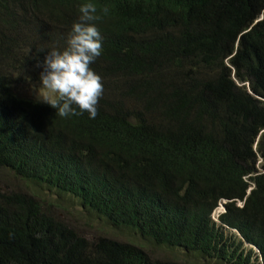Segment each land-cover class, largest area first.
I'll use <instances>...</instances> for the list:
<instances>
[{
    "label": "trees",
    "instance_id": "trees-1",
    "mask_svg": "<svg viewBox=\"0 0 264 264\" xmlns=\"http://www.w3.org/2000/svg\"><path fill=\"white\" fill-rule=\"evenodd\" d=\"M81 2L0 0V169L185 259L91 241L0 192V264H264V0H94L108 9L95 119L14 90L65 46Z\"/></svg>",
    "mask_w": 264,
    "mask_h": 264
},
{
    "label": "clouds",
    "instance_id": "clouds-1",
    "mask_svg": "<svg viewBox=\"0 0 264 264\" xmlns=\"http://www.w3.org/2000/svg\"><path fill=\"white\" fill-rule=\"evenodd\" d=\"M100 11L107 13L108 9ZM100 11L94 0H83L65 46L51 48L42 61L37 60L36 67L41 69L39 100L54 108L59 117L87 112L90 119H95L98 115L97 105L104 94V84L92 64L103 53V36L97 26ZM225 211L224 208L220 215Z\"/></svg>",
    "mask_w": 264,
    "mask_h": 264
},
{
    "label": "rangeland",
    "instance_id": "rangeland-1",
    "mask_svg": "<svg viewBox=\"0 0 264 264\" xmlns=\"http://www.w3.org/2000/svg\"><path fill=\"white\" fill-rule=\"evenodd\" d=\"M39 86L40 80L37 78V80L29 83L15 84L14 90L24 98L44 103L39 100ZM260 164L261 161H259L258 166H260ZM0 192L22 193L37 197L40 200L43 210L50 213L56 220L76 230L81 236L86 237L91 241L102 236L120 242L133 243L141 247L154 259L168 260L171 262H179V260L185 259V255L182 254L184 251L182 250L160 247L130 230L113 227L104 219L99 218L93 212L84 208L72 195H57L55 191H48L30 182L22 181L12 172L5 169H0ZM225 203L226 201H223L219 208L214 212L213 218L217 222L220 214L224 212ZM246 246L248 247L249 245ZM192 264L218 263L210 259L193 257Z\"/></svg>",
    "mask_w": 264,
    "mask_h": 264
}]
</instances>
